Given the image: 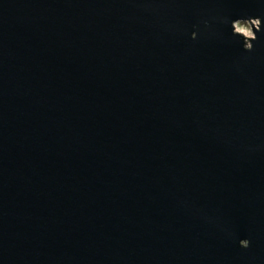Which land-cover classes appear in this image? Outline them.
Instances as JSON below:
<instances>
[{"label":"water","instance_id":"1","mask_svg":"<svg viewBox=\"0 0 264 264\" xmlns=\"http://www.w3.org/2000/svg\"><path fill=\"white\" fill-rule=\"evenodd\" d=\"M0 264H264V0H0Z\"/></svg>","mask_w":264,"mask_h":264},{"label":"clouds","instance_id":"2","mask_svg":"<svg viewBox=\"0 0 264 264\" xmlns=\"http://www.w3.org/2000/svg\"><path fill=\"white\" fill-rule=\"evenodd\" d=\"M207 25V21H205ZM230 27L232 29V35L242 38V48L245 51L253 50V41L258 39L257 32L262 30V20L259 17H248V18H237L230 22ZM192 38V34H191ZM197 39V37H196ZM244 243H241V241ZM250 241L248 239L239 240V246L242 248H248Z\"/></svg>","mask_w":264,"mask_h":264}]
</instances>
